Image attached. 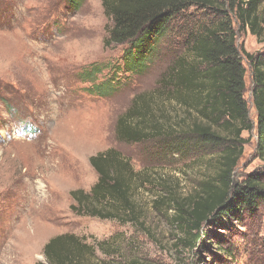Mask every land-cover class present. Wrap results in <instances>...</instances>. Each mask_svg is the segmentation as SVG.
Masks as SVG:
<instances>
[{"label": "rangeland", "instance_id": "1", "mask_svg": "<svg viewBox=\"0 0 264 264\" xmlns=\"http://www.w3.org/2000/svg\"><path fill=\"white\" fill-rule=\"evenodd\" d=\"M109 26L102 0H81L79 5L0 0V264H49L45 246L61 235L95 247L96 255H87L86 264H205L202 259L216 264L219 258L225 264H264V206L253 219L225 221L227 228L206 223L208 237L192 252L180 243L183 235L173 225V212L152 206L156 187L148 186L144 195L137 192L142 205L138 224L80 217L71 210V193L89 192L98 181L90 158L108 150L128 158L137 172L163 177L182 198L215 179L220 165L223 148L202 146L193 138L178 144L164 138L128 144L118 138L120 117L136 98L156 90L174 61L187 53L178 44L180 36L171 33L141 70L128 72L119 67L126 48L108 44ZM235 28L238 46L264 59V37L258 40ZM242 59L252 130L240 139L228 130L217 135L219 145L243 141L232 176L236 187L264 174L253 72ZM93 67L102 70L92 74L94 83L85 74ZM109 76L114 82L106 81ZM94 86L108 96L92 93ZM225 242L234 247L231 256L224 255ZM98 243L110 246L102 253Z\"/></svg>", "mask_w": 264, "mask_h": 264}, {"label": "trees", "instance_id": "2", "mask_svg": "<svg viewBox=\"0 0 264 264\" xmlns=\"http://www.w3.org/2000/svg\"><path fill=\"white\" fill-rule=\"evenodd\" d=\"M70 1L77 5L81 2ZM102 4L111 22L107 28L109 46L126 48L119 67L128 72L141 70L157 54L161 40L171 33L180 36L182 42L178 44L187 53L174 61L156 90L136 98L120 117L118 138L128 144L146 138H164L178 144L184 138H193L202 146L223 150L216 178L204 181L188 198L178 196L163 177L135 171L131 161L117 150L99 153L90 158L98 181L89 192L71 193L75 202L71 210L80 217L138 224L142 205L137 192L144 195L149 192L148 186L156 187L159 194L152 206L156 210L168 207L167 213L173 212V225L183 235L180 243L192 252L208 234L204 231L206 223L213 229L227 228L225 221L253 219L264 206V174L251 176L238 187L232 177L243 155L242 139L219 145L221 137L217 136L228 130L240 139L243 132L252 130L245 99V57L253 72L259 151L264 152V59L238 46L235 28L237 25L240 33L249 31L258 40L263 38L264 0H102ZM191 8L196 12L190 13ZM197 12L203 15L196 18ZM99 72L102 70L93 67L85 74L93 81L92 74ZM106 81L114 79L109 76ZM90 91L108 96L100 86ZM195 117L198 120L191 122ZM188 122L190 125L182 127ZM213 236L222 241L219 233ZM225 243L224 255L231 256L234 247ZM97 246L104 253L110 245ZM45 255L49 264H86L84 258H94L96 250L73 235H61L45 246ZM220 259L216 264H225V259ZM201 262L211 264L203 259Z\"/></svg>", "mask_w": 264, "mask_h": 264}]
</instances>
